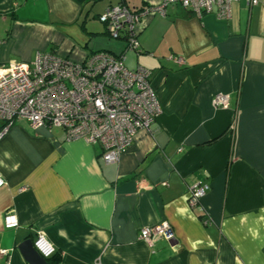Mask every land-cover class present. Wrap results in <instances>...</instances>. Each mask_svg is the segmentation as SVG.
<instances>
[{
	"label": "crops",
	"instance_id": "crops-1",
	"mask_svg": "<svg viewBox=\"0 0 264 264\" xmlns=\"http://www.w3.org/2000/svg\"><path fill=\"white\" fill-rule=\"evenodd\" d=\"M159 1L0 0V65L124 52L128 68L151 70L161 107L113 163L62 127L14 121L0 138V264H28L18 245L38 232L55 248L48 264H264V0H237L225 20L170 5L143 18L139 52L98 20ZM198 181L209 188L191 203ZM160 222L171 241L139 238Z\"/></svg>",
	"mask_w": 264,
	"mask_h": 264
},
{
	"label": "built area",
	"instance_id": "built-area-1",
	"mask_svg": "<svg viewBox=\"0 0 264 264\" xmlns=\"http://www.w3.org/2000/svg\"><path fill=\"white\" fill-rule=\"evenodd\" d=\"M236 1L160 0L136 11L117 3L109 5L98 15V20L112 37L125 40V50L139 52L137 36L144 17L156 12L165 14L168 6L176 4L196 16L213 13L225 20ZM170 59L183 63L177 56ZM151 77V70L143 66L128 68L124 52L114 54L103 50L89 53L83 61L43 52L30 64L12 61L0 65V138L19 119L26 120L33 128L62 127L67 139L97 144L106 163L116 162L137 131L148 129L161 112ZM212 103L225 107L227 97L216 95ZM3 185L0 176V188ZM208 188L206 182L192 184L191 203H196ZM17 225L13 212L3 216L5 228L13 229ZM139 238L152 245L158 238L171 241L174 232L167 222H160L142 227ZM32 245L44 259L55 252L53 244L41 232L35 235ZM0 254L8 258L7 249L1 248Z\"/></svg>",
	"mask_w": 264,
	"mask_h": 264
},
{
	"label": "water",
	"instance_id": "water-1",
	"mask_svg": "<svg viewBox=\"0 0 264 264\" xmlns=\"http://www.w3.org/2000/svg\"><path fill=\"white\" fill-rule=\"evenodd\" d=\"M18 249L28 264H48L47 260L42 258L33 248L32 240L25 239L19 245Z\"/></svg>",
	"mask_w": 264,
	"mask_h": 264
},
{
	"label": "rangeland",
	"instance_id": "rangeland-1",
	"mask_svg": "<svg viewBox=\"0 0 264 264\" xmlns=\"http://www.w3.org/2000/svg\"><path fill=\"white\" fill-rule=\"evenodd\" d=\"M115 40V38H113Z\"/></svg>",
	"mask_w": 264,
	"mask_h": 264
}]
</instances>
